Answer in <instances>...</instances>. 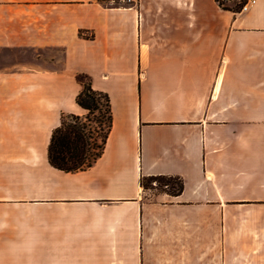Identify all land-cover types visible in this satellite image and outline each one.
Segmentation results:
<instances>
[{"label":"crops","instance_id":"1","mask_svg":"<svg viewBox=\"0 0 264 264\" xmlns=\"http://www.w3.org/2000/svg\"><path fill=\"white\" fill-rule=\"evenodd\" d=\"M79 73L112 127L65 173L47 145ZM0 264H264V0H0Z\"/></svg>","mask_w":264,"mask_h":264},{"label":"trees","instance_id":"2","mask_svg":"<svg viewBox=\"0 0 264 264\" xmlns=\"http://www.w3.org/2000/svg\"><path fill=\"white\" fill-rule=\"evenodd\" d=\"M107 6H128L119 1L97 0ZM227 0H215L217 5L233 13L241 10L247 0H238L233 5ZM81 89L75 97V103L84 113H65L60 123L52 130L47 145L48 164L65 173L84 171L90 168L102 155L106 139L112 127L110 98L104 91L95 90L87 75H77ZM142 190L156 189L177 195L182 191L183 183L178 176L149 175L140 176Z\"/></svg>","mask_w":264,"mask_h":264},{"label":"rangeland","instance_id":"3","mask_svg":"<svg viewBox=\"0 0 264 264\" xmlns=\"http://www.w3.org/2000/svg\"><path fill=\"white\" fill-rule=\"evenodd\" d=\"M110 2H115V1H119V0H109ZM121 3L127 4L129 3V5H134L136 3V0H120ZM235 2H238V0H227L226 4L228 5H233ZM159 190L156 189H151V190H146V195L148 194H153V193H157ZM33 255L34 256H39V249H33Z\"/></svg>","mask_w":264,"mask_h":264},{"label":"built area","instance_id":"4","mask_svg":"<svg viewBox=\"0 0 264 264\" xmlns=\"http://www.w3.org/2000/svg\"><path fill=\"white\" fill-rule=\"evenodd\" d=\"M128 1H131V0H128ZM254 0H247V2L242 6L241 10H244L247 8V6L250 4V3H253Z\"/></svg>","mask_w":264,"mask_h":264}]
</instances>
